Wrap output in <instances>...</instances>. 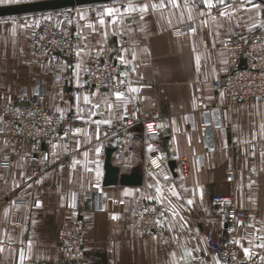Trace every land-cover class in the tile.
Here are the masks:
<instances>
[{
	"label": "crops",
	"instance_id": "1",
	"mask_svg": "<svg viewBox=\"0 0 264 264\" xmlns=\"http://www.w3.org/2000/svg\"><path fill=\"white\" fill-rule=\"evenodd\" d=\"M33 1L39 0L18 3ZM178 2L179 7L149 8L145 13L138 10L140 6L160 0H112L70 7L78 16L74 49L66 57L51 58L45 72L36 63L31 43L43 12L0 17V92L11 94L17 102H27L38 92L46 109L59 115L57 109L63 110L64 117L83 128L81 135L68 142L51 143L49 162L36 176L32 142L19 136L3 142L0 126V264H64L57 237L61 224L72 215L83 221L84 256L71 264H173L174 259L185 264L180 259L184 247L204 249L205 228L212 234L224 232L223 217L211 202L214 195H231L237 207L256 214L249 222L254 225V237L237 238L242 262L223 263L216 258L219 264H264V248L255 246L264 243L256 238L264 237V99L228 106L224 94L211 84L226 71L225 44H234L252 30L264 34V0H252L259 8H252L248 0H225L211 9L203 0ZM129 4L137 10L126 12ZM109 6L120 9L116 22L105 16V24L100 25L99 13ZM106 49L116 64L115 76L125 83L117 86L115 81L112 89L87 93V59ZM118 55L130 63L121 64ZM78 63L79 70L75 68ZM124 71L127 77L119 75ZM117 90L125 93L126 108L121 104L109 111L104 96L108 94V102L115 104L111 93ZM85 95L100 104L91 120H109L110 124L85 122L91 107L83 102ZM77 96L84 120L76 118ZM138 110L155 116L165 127L147 133L141 123L119 125ZM109 147L115 148L111 163L120 173L141 175L139 185L103 184ZM150 159L157 166H151ZM181 160L186 162L184 173ZM228 170L234 172L232 182L225 179ZM164 175L169 179L164 180ZM157 181L174 204H184L180 214L190 231H169L164 218L160 219L165 227L158 226L151 233L141 230L137 214L129 208L140 205L144 195L155 196V187L149 185ZM171 185L181 200L167 191ZM187 199L193 204L187 205ZM157 206L161 211L162 206ZM243 248L250 249L251 257L245 256ZM198 252L190 264H215L212 257L216 256L203 260Z\"/></svg>",
	"mask_w": 264,
	"mask_h": 264
},
{
	"label": "built area",
	"instance_id": "2",
	"mask_svg": "<svg viewBox=\"0 0 264 264\" xmlns=\"http://www.w3.org/2000/svg\"><path fill=\"white\" fill-rule=\"evenodd\" d=\"M48 18L38 24L31 36L36 63L42 72L46 71L51 58L70 55L76 42L75 25L78 16L73 8L58 10L51 14L50 19ZM223 47H227L228 50L226 71L211 82L213 88L224 94L228 106L264 99V34L259 30H252L234 44L230 46L225 44ZM241 61H244V64H241ZM115 75L116 64L111 58V52L109 49L103 50L87 59L84 89L86 92L104 87L112 89L115 85L112 77ZM0 117H3L0 121L3 142L11 136H19L32 142L31 160L36 176L43 173L49 162L52 142L60 139L68 142L74 135L69 133L68 136H64V133L70 129H81L76 136L83 132L81 125H74L66 117L60 119L59 114L46 109L38 92H35L27 102H17L11 94L0 92ZM45 117L51 119L50 124L45 122ZM132 123H141L147 133H155L165 127L161 120L153 115L143 114L140 110L132 117L119 122V125L127 127ZM149 125L152 127L149 128ZM45 156L47 159H44ZM180 162L184 173L186 162L185 160ZM148 163L153 167L157 166L152 164V159L148 160ZM7 165V161L2 162L3 167ZM233 177L234 172L228 170L226 181L232 182ZM147 197L142 196L140 205L131 206L129 210L137 214L141 230L144 233H151L158 228L154 220L157 218L159 208ZM211 202L223 217L224 232L212 234L208 228L203 230L205 247L198 252L199 258L205 260L209 255H214L223 263L242 262L239 244L232 241L237 240L238 236L244 239L254 237L253 229L246 225H250L249 222L256 218V214L237 207L231 195H214ZM153 207L156 208V213L145 212L146 208ZM239 221H244V224H239ZM82 228L83 221L77 215L66 218L61 224L57 247L63 263L71 264L82 260L84 256Z\"/></svg>",
	"mask_w": 264,
	"mask_h": 264
},
{
	"label": "snow or ice",
	"instance_id": "3",
	"mask_svg": "<svg viewBox=\"0 0 264 264\" xmlns=\"http://www.w3.org/2000/svg\"><path fill=\"white\" fill-rule=\"evenodd\" d=\"M19 0H0V4H11V3H18ZM225 3V0H203V4L206 8L208 9H211L215 6V4H224ZM248 3L251 4L252 8H259L260 5L258 4H255V3H252V0H248ZM168 5H171L173 8H176V7H179V2L178 0H160V3L159 4H156V3H152V4H144L142 6L139 7V11L141 13H145L148 11L149 8H152V9H157V8H164V7H167ZM137 8L135 6H133L132 4H129V6L125 9L126 12H134L136 11ZM120 13V9L117 8V7H105L102 12L99 13V16H100V19H99V24L100 25H104L105 24V19L104 17L105 16H108V17H112L113 20L112 22L115 23L116 20H115V17L116 15ZM205 13H201V15H204ZM226 13H221V15H225ZM50 19V17L48 18ZM141 19H143V15L141 16ZM189 19H192V16L191 14L189 15ZM39 22L37 21V24ZM88 27H93L92 25H88ZM191 31L194 33L196 31L195 28H192ZM106 36V34H105ZM82 51V50H81ZM121 51H126L125 49H121ZM81 52L78 51L76 53L77 56H80ZM116 59L123 65L127 66L130 61H127L125 60L124 56L123 55H118L116 57ZM133 59H135V54H133ZM199 61V57H197V62ZM81 67V65L78 63L75 65V68L77 70H79ZM132 72H135L136 69L135 67H133L131 69ZM78 72L76 73V75L78 76ZM120 76H124V77H127L129 75V73L127 71H124V72H121L119 74ZM112 79L114 81L117 82V86L120 85V84H124L125 81L124 80H121V79H118L117 76H113ZM129 91L131 92H137L139 91V89L137 88H129ZM99 93V88H97V93H94L93 95H96ZM111 95H114L115 97V101L116 103L113 104V103H110L108 102V94H105L104 96V102L107 104V109L109 111H111L113 109V107H118L120 106L121 104H123L126 108V104H127V100L125 98V93L123 91H115L113 93H111ZM80 100H81V97L77 96L76 97V112H77V115H76V118L77 119H80V120H84L85 117L84 115H82L81 113L84 112V109L80 107ZM83 102L85 104H90L91 107L89 108L88 110V120L85 121V122H91V123H94L96 125H100V124H110L111 122L109 120H91V117L96 115V112L94 111V109H99L100 108V104L99 103H92L89 99V96L85 95L83 96ZM17 113H19V110L17 109L16 110ZM57 111L60 112V119H63L64 118V113H63V110L61 109H57ZM29 115H32V113H29ZM3 120V117H0V121ZM45 122L46 123H51V119L50 118H47L45 117ZM149 128L152 127V125H149L148 126ZM261 130L262 132H264V125H261ZM81 131V129H70L69 131H66L64 133V136H68L69 133H71L72 135H75L77 133H79ZM255 135V134H254ZM191 141L189 140V143ZM52 148L53 150H55L57 148V145L56 144H53L52 145ZM149 150L151 151V146H149ZM97 152H99V149H97ZM53 154L55 155V151H53ZM255 154V153H253ZM85 155H87V153H85ZM261 155H264V153H262ZM44 159H47V156L44 157ZM162 159V157H161ZM153 163L155 164L156 162L153 161ZM159 167V165H158ZM97 175H99V172H97ZM169 177L167 175H164V180H168ZM40 181H37V183H39ZM19 186V185H17ZM149 187H155V191H156V195L155 196H149L147 197V199L149 200H155L157 204L161 205L162 206V209L161 211H159L157 213V218L154 220V223L160 227H165V224H164V220L160 219V218H164V219H167L168 220V224L166 225L167 229L169 231H175V230H179L181 232H183L185 229L187 230H191L189 225H188V221L185 219L184 216H182L180 214V210H182L184 208V204H174L172 202L171 199H169L167 196L164 195V189L162 187L159 186V181H157V185H149ZM185 191H188L187 189H184ZM167 191L171 194L172 197H175L177 201L181 200L182 197L180 196V193L176 191V186L175 185H171L167 188ZM126 195L130 194V193H125ZM201 199H202V193H201ZM165 201H167V204L165 205ZM185 203L187 205H192L193 204V200L192 199H187L185 201ZM39 202H37V207H39ZM156 208H146L145 209V212H153V213H156ZM165 213H170L171 214V217H167L165 216ZM177 218H179L177 220ZM112 219H117L116 216H113ZM239 224L243 225L244 224V221H239ZM246 227H254V225H246ZM257 239H260V240H264V237H256ZM176 237H173V240H175ZM243 239V238H242ZM167 243V241H166ZM232 243L234 244H240V240H233ZM249 243L251 244L252 241L250 240ZM256 247H262L264 248V243H261V244H258V245H255ZM184 247V246H182ZM241 247H243V245H241ZM0 251H3L2 248H0ZM198 251H201V249H199L198 247L196 248H189V247H184V250H183V255L180 257L181 260H184L185 264H190V260L191 259H196V257L193 255L194 252H198ZM243 252L245 254V256L247 257H251L252 255V252L250 251L249 248H243ZM205 253L207 255V251L205 250ZM176 253L173 252L172 253V256L175 258L176 257ZM21 259H23V254H21ZM213 261H215V264H219V261L216 259V257H212ZM264 259V258H262ZM173 264H178V262L174 259L173 261ZM204 264H207V262H204Z\"/></svg>",
	"mask_w": 264,
	"mask_h": 264
},
{
	"label": "water",
	"instance_id": "4",
	"mask_svg": "<svg viewBox=\"0 0 264 264\" xmlns=\"http://www.w3.org/2000/svg\"><path fill=\"white\" fill-rule=\"evenodd\" d=\"M112 0H39L0 6V17L14 16L19 14L37 13L60 10L87 4L101 3ZM244 64V61H241ZM115 148L109 147L105 152L104 160V185H139L141 175L136 172L128 174L120 173L119 168L111 163V154Z\"/></svg>",
	"mask_w": 264,
	"mask_h": 264
},
{
	"label": "rangeland",
	"instance_id": "5",
	"mask_svg": "<svg viewBox=\"0 0 264 264\" xmlns=\"http://www.w3.org/2000/svg\"><path fill=\"white\" fill-rule=\"evenodd\" d=\"M23 1H28V0H23ZM29 1H32V0H29ZM66 9H67V8H66ZM60 10H62V9H60ZM57 11H58V10H57ZM57 11H53V12L51 11L50 13H48V12L40 13L39 16H40L41 19H40L39 23L42 22L44 19L50 17L52 13L57 12ZM39 23H38V24H39ZM75 26H76V25H75ZM259 31H260V30H259ZM99 53H100V52H99ZM96 54H97V53H96ZM92 56H93V55H92ZM93 91H94V90H93ZM87 93H90V92H87ZM64 264H65V263H64Z\"/></svg>",
	"mask_w": 264,
	"mask_h": 264
}]
</instances>
